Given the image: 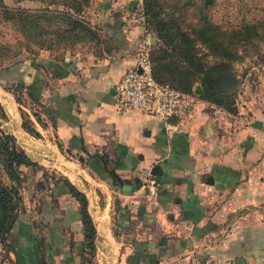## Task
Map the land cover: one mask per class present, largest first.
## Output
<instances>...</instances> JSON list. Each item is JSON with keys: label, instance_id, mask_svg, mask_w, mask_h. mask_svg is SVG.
<instances>
[{"label": "crops", "instance_id": "crops-1", "mask_svg": "<svg viewBox=\"0 0 264 264\" xmlns=\"http://www.w3.org/2000/svg\"><path fill=\"white\" fill-rule=\"evenodd\" d=\"M108 5L107 0L103 7ZM106 16L104 56H40L23 62L24 83L52 109L49 116L41 111L44 124L35 126L38 138L44 133L40 140L49 145H43L47 157L41 162L52 157L65 175L62 180L79 191H84L83 181L89 188L93 183L106 188L114 217L108 229L105 222L94 225L112 242L114 264H188L193 255L264 264V89L256 90L235 114L196 100L176 130L164 128L150 115L118 108L115 83L146 36L141 25L122 32L120 10ZM92 154H106V168L116 180L95 157L88 158ZM153 164L158 172L151 173ZM42 180L37 222L43 219L46 230L40 232L39 243L30 224L31 236L21 237L20 243L27 240L32 247L37 239L45 258L80 264L78 201L67 194L62 180ZM68 229L76 239V252L66 243ZM30 251H17L22 263L30 259L36 264L38 254L33 247Z\"/></svg>", "mask_w": 264, "mask_h": 264}, {"label": "rangeland", "instance_id": "rangeland-1", "mask_svg": "<svg viewBox=\"0 0 264 264\" xmlns=\"http://www.w3.org/2000/svg\"><path fill=\"white\" fill-rule=\"evenodd\" d=\"M106 1L107 0H87L82 5V9L75 14L76 17L82 19L95 32L93 38L88 40L54 42L51 41L53 40L52 34H47L45 31L37 34V31H34L31 26H28L29 23L26 25L28 27L22 28L20 19L17 18L18 14L16 11L22 12L21 16L24 19H29L32 15L43 13L45 10H53L57 6L63 8V3L68 4V2H70L69 0H0V80L8 83L5 74L2 73L7 66L19 61L30 62V59L39 60L40 56L55 60L71 57L75 59L91 60L99 56H104L108 51V40L103 34L102 23L111 10H120L122 16L121 24L128 22L125 33L129 32V30L136 25H141L143 27L146 37L142 45H146L148 52L152 47L159 44L157 34L150 26L148 20L149 15L143 12L142 0H108L109 5L103 7ZM183 1L184 0H158V3L161 6L162 12L170 13L172 9L180 8L178 4H182ZM129 3H132V6H130V8H124V4ZM263 8V0H214L207 8L206 12L210 19L219 24L221 28L230 29L231 27L238 26L241 21L260 18L263 14ZM189 11H192V7H189ZM71 14L74 16V13ZM164 15L165 14L162 13V16ZM173 15L175 16L176 13ZM176 20L177 22L182 21L186 23L185 19L179 18L178 16ZM50 25L55 27L54 25L57 24L52 22ZM39 27L43 29L50 28L47 22L42 19L39 20ZM153 41L154 44L152 43ZM140 46L141 44L135 47L132 55ZM199 52L206 53L207 57L205 55V58L208 60L212 59L205 47H200ZM231 65L232 74L235 78L233 109L228 110L209 100L203 99L200 96L202 91L199 94L194 93L193 86L198 82L193 83L189 90V92L195 95L194 102L197 100L230 114L238 112L241 106L245 107L248 97L252 96L256 90L264 89V38L257 40L253 46H247L245 51H241L240 58L231 61ZM22 67L23 64L20 66L19 74ZM25 73H28V70H26ZM20 80H22V78H20ZM43 118L44 116L42 115L38 102L30 98L26 93V89L19 85L12 84L11 89L6 90L2 87V84H0V136L3 134L12 135L17 146L23 150L31 161V163L20 164L18 167L20 182L14 183L17 187L18 196L16 204L18 210L22 211L23 214L21 218L16 221L14 228L20 233L22 232L20 238H27L31 236L29 222H34L35 226L33 227L36 228L35 233L37 232L39 241L41 240L40 237H42L40 232L46 230L47 227L44 225L43 219L37 222L39 220V213L41 212L38 208L42 194H39L38 190L43 185L42 179H48V182H54L55 184L65 176L57 169L55 163L58 162H55L52 157H48V162L42 161L44 165L41 162L42 158L47 157L44 154L43 145L45 144L47 149H49V145L45 143V140H40L45 138L46 135L44 133L41 135L43 136L42 138H38L40 137V133L35 129V126L37 124L42 125V123H44ZM22 124L33 126L38 133L29 132ZM48 136L51 137V134L48 133ZM59 148L66 157L70 156V153H67L66 150H62L61 146ZM47 153H50V150L49 152L47 151ZM72 155L73 154H71V157H73ZM45 164H47V166ZM36 174H41V176ZM0 181L7 185L12 183L4 173L1 164ZM32 182L33 187H31ZM81 186L84 190L81 192L85 196L86 211L93 221L92 223L95 230L89 246L86 247L85 243H82L83 254L81 264H114L113 249L111 247L112 242L107 240L102 234L97 233L95 228L97 223L102 225L105 222L108 229L109 220L111 222L114 217V210L112 207L113 200H110L109 194L107 193L108 191H106V188L102 185L93 183L91 188H89L87 181H83ZM85 191L86 194L84 193ZM67 194L72 196L71 193ZM53 195L55 194L53 193ZM68 232L69 234L65 235L67 237L66 243L70 247V251L76 252L78 247L74 243L76 239H73V231L68 229ZM99 232H101V229ZM13 233L17 234L16 231ZM8 237L6 233L0 234V264H16V257L13 249L10 248V250H8L5 246ZM10 241L11 245H15L17 236L13 239V242L12 239ZM31 244L32 243L26 240L21 246L27 248L28 251L32 250L33 247V251L36 253V246L33 245L31 247ZM18 258L20 260V256ZM49 258L52 260L53 264H57L54 262L55 260L53 257L50 256ZM22 260L26 261L24 258ZM27 263L31 264L32 262L29 259Z\"/></svg>", "mask_w": 264, "mask_h": 264}, {"label": "trees", "instance_id": "trees-1", "mask_svg": "<svg viewBox=\"0 0 264 264\" xmlns=\"http://www.w3.org/2000/svg\"><path fill=\"white\" fill-rule=\"evenodd\" d=\"M64 1V0H62ZM68 4L63 3V8L58 6L53 10H45L43 13L32 15L29 19L21 16L22 12L16 11L22 28L31 26L36 33L45 31L52 34L51 41H78L88 40L94 37L95 32L80 18L76 17L82 5L87 0H69ZM214 0H184L178 9L171 12H162L158 0H142L143 12L149 15L151 28L156 32L159 44L152 47L148 52L149 70L153 79L166 83L174 88L189 91L192 84L198 82L202 88L200 96L225 109H233L234 75L232 74L231 61L240 58L241 51L247 46H253L257 40L264 38V8L260 18L241 21L236 27L223 29L210 19L207 8ZM264 1V0H263ZM192 7V11H189ZM71 11V12H70ZM74 13V16L73 14ZM162 13L165 15L162 16ZM176 13L174 16L173 14ZM177 16L185 19V22L176 20ZM45 20L49 29L39 27V20ZM54 22L55 27L50 24ZM29 23L28 26H26ZM121 26V22H120ZM50 41V42H51ZM200 47H205L212 57L205 58L206 53H200ZM207 57V55H206ZM28 62V61H25ZM29 63V62H28ZM24 64L22 61L12 63L3 70L8 83L0 80V84L6 90L11 89L12 84L26 88L30 98L38 102L40 110L47 116L52 109L40 101L37 94L29 90V85L24 83L22 72L17 73V68ZM16 69V70H15ZM22 78V80H20ZM26 84V85H25ZM44 123H42L43 125ZM29 132H38L31 125L22 124ZM82 144H80V147ZM95 157L102 165L112 180H116L115 174L106 168V154H92L88 158ZM82 161L81 158H79ZM23 163H31L23 150L17 146L10 134L0 136V164L8 179L12 182L9 185L0 181V234H8L5 246L13 252L16 257V264H24L19 260L18 250L23 247L20 243L21 233L15 230L14 226L23 212L17 208V187L14 183L20 182L18 167ZM62 187L78 201V218L81 223L82 240L80 257L82 261L83 246L88 247L92 241L95 230L92 220L86 211L85 196L77 190L68 180H62ZM47 213V211H45ZM43 213L40 216L45 217ZM42 217V218H43ZM29 224L35 226L34 222ZM13 228V229H12ZM16 231L17 234L13 233ZM17 236L15 245H11V239ZM36 239V237H35ZM40 243V241H39ZM36 252L38 258L36 264H53L52 260L44 253L39 254V244L36 239ZM18 249V250H17ZM79 254V252H78ZM80 261V264H81ZM68 264V262L64 263Z\"/></svg>", "mask_w": 264, "mask_h": 264}, {"label": "built area", "instance_id": "built-area-1", "mask_svg": "<svg viewBox=\"0 0 264 264\" xmlns=\"http://www.w3.org/2000/svg\"><path fill=\"white\" fill-rule=\"evenodd\" d=\"M128 22L121 24L122 32L127 30ZM132 64L126 68L114 89V103L118 108L132 109L157 118L166 129L176 130L178 120L193 104L195 95L189 91L174 88L152 78L149 70L148 48L138 47L133 55ZM137 67L140 71H137ZM188 264H232L217 261L211 257L193 255Z\"/></svg>", "mask_w": 264, "mask_h": 264}, {"label": "water", "instance_id": "water-1", "mask_svg": "<svg viewBox=\"0 0 264 264\" xmlns=\"http://www.w3.org/2000/svg\"><path fill=\"white\" fill-rule=\"evenodd\" d=\"M150 39V38H149ZM152 41V40H151ZM150 41V42H151ZM154 44V41L152 42ZM137 71H140V68L137 67ZM202 89L200 87V84L196 83L194 86H193V92L196 93V94H199L201 93ZM156 169H157V172L159 171V167L157 164H153L152 165V168H151V173H155L156 172ZM243 263V260L241 257H235L233 260H232V264H242Z\"/></svg>", "mask_w": 264, "mask_h": 264}]
</instances>
